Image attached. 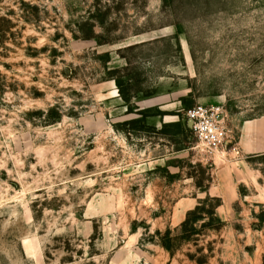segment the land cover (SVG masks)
Segmentation results:
<instances>
[{"label": "rangeland", "instance_id": "obj_1", "mask_svg": "<svg viewBox=\"0 0 264 264\" xmlns=\"http://www.w3.org/2000/svg\"><path fill=\"white\" fill-rule=\"evenodd\" d=\"M0 264H264V0H0Z\"/></svg>", "mask_w": 264, "mask_h": 264}, {"label": "built area", "instance_id": "obj_2", "mask_svg": "<svg viewBox=\"0 0 264 264\" xmlns=\"http://www.w3.org/2000/svg\"><path fill=\"white\" fill-rule=\"evenodd\" d=\"M227 119V111L220 106H196L186 112L188 127L210 156L226 153L231 144Z\"/></svg>", "mask_w": 264, "mask_h": 264}, {"label": "trees", "instance_id": "obj_3", "mask_svg": "<svg viewBox=\"0 0 264 264\" xmlns=\"http://www.w3.org/2000/svg\"><path fill=\"white\" fill-rule=\"evenodd\" d=\"M200 209V206L196 207V209L194 211H191L189 214H193V212H197L198 210ZM189 214H188V218L186 219V221L182 224V228H185L187 229L186 230V236L185 237V241H188L190 240V235L193 234L196 229L192 226V224L194 223V220L189 218ZM211 215L212 216H215L216 215V210H213L211 212ZM218 222H220L219 219H217ZM191 226V227H190ZM162 246L169 252H171L173 249H174V244H175V241L170 237V231H168L164 237H162Z\"/></svg>", "mask_w": 264, "mask_h": 264}, {"label": "crops", "instance_id": "obj_4", "mask_svg": "<svg viewBox=\"0 0 264 264\" xmlns=\"http://www.w3.org/2000/svg\"><path fill=\"white\" fill-rule=\"evenodd\" d=\"M260 126V125H259ZM255 128H257V129H260V127H257L256 125L254 126Z\"/></svg>", "mask_w": 264, "mask_h": 264}]
</instances>
